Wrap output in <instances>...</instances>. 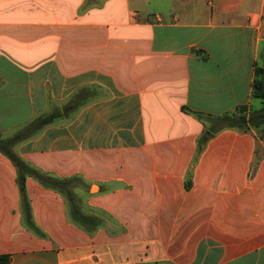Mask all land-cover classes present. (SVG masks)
Instances as JSON below:
<instances>
[{"label":"crops","instance_id":"0c3cea01","mask_svg":"<svg viewBox=\"0 0 264 264\" xmlns=\"http://www.w3.org/2000/svg\"><path fill=\"white\" fill-rule=\"evenodd\" d=\"M257 67L264 0H0V136L86 90L14 152L106 219L86 233L27 177L36 234L0 152V264H264V125L200 145L205 116L262 109Z\"/></svg>","mask_w":264,"mask_h":264},{"label":"trees","instance_id":"16d2710c","mask_svg":"<svg viewBox=\"0 0 264 264\" xmlns=\"http://www.w3.org/2000/svg\"><path fill=\"white\" fill-rule=\"evenodd\" d=\"M254 87L255 97L264 102V67H257ZM87 94L88 92L86 90L77 93L67 106L63 108H53L49 114L40 116L9 140H3L0 136V152L11 159L19 173V186L23 201L25 223L36 234H41V230L36 226L33 220L30 203L27 198V177H33L43 186L61 193L67 200L71 221L86 233L95 234L99 228L106 223L104 216L87 207L83 199L76 193L75 189L78 188V179L60 180L42 174L25 163L14 152V148L21 142L35 137L45 127L76 113L78 109L81 106H84L88 101ZM205 117L206 118L203 119L210 120L211 127L207 129L203 139L200 141L201 146L204 145V143L211 137L212 133H214L213 126L215 123L220 124L221 128H239L247 132L251 129H255L263 135L264 128L263 130L260 128L264 125V108L249 112L247 106H241L236 113L231 115H226L220 118Z\"/></svg>","mask_w":264,"mask_h":264},{"label":"rangeland","instance_id":"374dc122","mask_svg":"<svg viewBox=\"0 0 264 264\" xmlns=\"http://www.w3.org/2000/svg\"><path fill=\"white\" fill-rule=\"evenodd\" d=\"M254 106H255V108H258V107L264 108V102L261 103L260 101L256 100V103H255ZM79 184L81 185L82 183H78V187L80 188V185ZM82 186H84V185L82 184ZM89 188H90V184H89ZM83 190L86 192V189H83Z\"/></svg>","mask_w":264,"mask_h":264}]
</instances>
